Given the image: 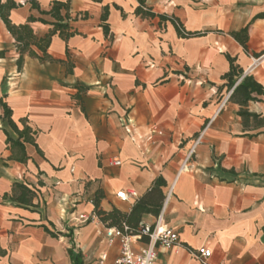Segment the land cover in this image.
I'll return each mask as SVG.
<instances>
[{
  "label": "crops",
  "instance_id": "0c3cea01",
  "mask_svg": "<svg viewBox=\"0 0 264 264\" xmlns=\"http://www.w3.org/2000/svg\"><path fill=\"white\" fill-rule=\"evenodd\" d=\"M15 1L13 23L29 16L53 21L29 0ZM36 1L48 10L52 0ZM142 1L201 34L179 37L169 21L135 14L139 0H70L77 19L69 23L78 33L67 40L54 34L47 49L63 62L24 55L18 70L14 39L0 20V97L19 126L25 119L36 130L40 150L25 144V163L6 160L3 129L14 134L0 118V264H72L71 245L82 264H95L102 253L112 262L119 242L108 246L100 220L92 229L94 221L79 225L78 216L95 218L97 191L104 194L102 210L128 212L157 176L166 182L164 192L173 184L164 217L179 246L159 248L155 264H203L193 256L201 246L211 252L207 264H264V124L244 127L239 106L228 101L230 91L217 90L228 70L225 53L264 87V18L252 19L264 13V0H233L241 10L229 8L207 23L191 0ZM105 5L107 35L100 26ZM248 23L245 52L227 32ZM30 25L37 36L52 29L38 20ZM246 109L264 121V95ZM207 124L189 167L179 171ZM14 182L37 192V206L2 198ZM130 190L137 196L129 201L115 195ZM153 218L145 214L142 222ZM42 225L59 234L51 236Z\"/></svg>",
  "mask_w": 264,
  "mask_h": 264
},
{
  "label": "trees",
  "instance_id": "16d2710c",
  "mask_svg": "<svg viewBox=\"0 0 264 264\" xmlns=\"http://www.w3.org/2000/svg\"><path fill=\"white\" fill-rule=\"evenodd\" d=\"M29 3L30 7L37 9L40 14L51 16L53 21L49 22L42 18L36 19L33 16H29L24 23L15 24L11 21L9 15L11 10L20 6V3L15 0H0V20L14 39L15 50L18 54L16 59L17 69L19 70L21 68L24 55L36 58L39 61L63 62L62 60L52 58L47 53V49L51 42V37L54 34H58L61 39L67 40L70 36L78 33L69 23L77 19V16L71 17L70 15V0H52L48 10H40L36 0H29ZM134 12L141 16L158 17L160 22L169 21L179 37H194L201 34L198 31L186 30L179 18L174 15L154 13L149 8H145L142 0H139V5L135 8ZM107 15L108 6L105 5L102 7L100 16V26L105 35L109 32V26L106 22ZM83 16L86 15L84 14ZM255 18H264V13H258L254 15L252 19ZM35 20L41 23H49L52 29L42 36H37L30 25V23ZM249 23L238 30H230L227 32L245 52H248L247 30ZM217 31L220 32V30ZM3 53L4 52L1 51L0 55H3ZM224 56L228 62V70L221 76L222 82L217 86V90L219 92L222 90L225 92L230 91L228 101L239 106L236 114L241 118L244 127H247L249 123H252L254 126L264 124V121L260 119L257 113L250 112L246 109L248 102L258 101L259 97L264 95V87L252 75L244 73L243 68L237 62L236 56H230L228 53H225ZM254 56L257 57L259 54L254 53ZM71 67L72 64H69V72L71 71ZM3 98V96L0 97V109L2 111L0 118L6 122L7 126L14 134V136H12L6 129H3L6 136L5 142L9 150V155L6 160H15L20 163H25L29 159L25 151V144L34 146L37 152L40 153L35 143L36 130L32 129L26 123L25 119L19 120L21 124V126H19L18 123L12 119V111ZM165 186L166 182L163 177L157 176L154 178L151 186L141 196L133 200L132 206L128 212H122L116 207H112L108 211L102 210L99 207V201L103 198L104 194L102 191H97L92 199L93 213L105 227H117L122 229L123 225H125L129 233L137 234L139 231V224L142 222V217L145 214H152L154 216L158 214L165 195ZM37 196V192L26 184L14 182L11 186L10 194L8 196L4 194L2 198H9L11 202L18 206L35 207L37 205L33 203V200ZM42 227L45 232L53 237H57L59 234L48 229L46 225H42ZM66 236L70 240V232H68ZM73 248V245H71L67 249L71 263L82 264L81 254L75 252Z\"/></svg>",
  "mask_w": 264,
  "mask_h": 264
},
{
  "label": "built area",
  "instance_id": "2783aa9c",
  "mask_svg": "<svg viewBox=\"0 0 264 264\" xmlns=\"http://www.w3.org/2000/svg\"><path fill=\"white\" fill-rule=\"evenodd\" d=\"M255 64L257 59L252 58ZM209 124L205 125L193 138L190 147L185 151L179 171L186 170L189 167L190 160L195 154L196 148L203 142L205 132ZM115 165L121 162L118 159L113 161ZM173 190V184L167 187L162 206L157 215L154 216L151 223L141 222L137 234H131L123 225L122 229L117 227H106L103 233L107 245L111 246L114 240L119 242L118 254L115 259L107 263L105 253H102L95 264H155L159 248H171L179 246L177 232L172 229L165 221L164 210ZM116 197L121 200H132L137 195L134 191H118ZM88 216L80 214L78 220L86 222ZM211 252L208 248L201 246L193 252V256L203 264H207V259ZM219 264H226L220 262Z\"/></svg>",
  "mask_w": 264,
  "mask_h": 264
},
{
  "label": "rangeland",
  "instance_id": "374dc122",
  "mask_svg": "<svg viewBox=\"0 0 264 264\" xmlns=\"http://www.w3.org/2000/svg\"><path fill=\"white\" fill-rule=\"evenodd\" d=\"M190 6L194 8L200 7V10H203V17L205 19V23L209 21V19H215V18H222V16L226 13H228L229 8H236L237 10H241V8L244 6L240 2H234L233 0H191ZM195 2H198L196 4ZM208 25V24H205ZM217 31L218 29H214ZM94 225L92 229H95L97 226V223L99 221L98 217L95 215V218L89 217L86 222L79 223V225L87 224V222H93ZM97 241V238H96ZM94 259V256L93 258ZM91 262H88L90 264Z\"/></svg>",
  "mask_w": 264,
  "mask_h": 264
}]
</instances>
